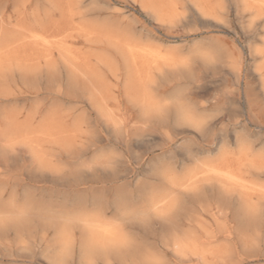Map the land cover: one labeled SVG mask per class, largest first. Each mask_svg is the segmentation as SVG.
<instances>
[{"label": "rangeland", "instance_id": "1", "mask_svg": "<svg viewBox=\"0 0 264 264\" xmlns=\"http://www.w3.org/2000/svg\"><path fill=\"white\" fill-rule=\"evenodd\" d=\"M0 264H264V0H0Z\"/></svg>", "mask_w": 264, "mask_h": 264}, {"label": "bare ground", "instance_id": "2", "mask_svg": "<svg viewBox=\"0 0 264 264\" xmlns=\"http://www.w3.org/2000/svg\"><path fill=\"white\" fill-rule=\"evenodd\" d=\"M193 1V0H192ZM185 2V1H184ZM249 3V2H248ZM185 4V3H184ZM247 7V6H246ZM251 8V7H250ZM76 9V8H75ZM199 10V9H198ZM258 10V9H257ZM254 16V15H253ZM258 18V17H257ZM248 36V35H247ZM245 37V36H244ZM263 40V39H262ZM260 51V50H259ZM258 52V51H257ZM157 69V68H156ZM158 70V69H157ZM234 71V70H233ZM243 105V104H242ZM181 120H187V117L181 114ZM86 124V123H85ZM109 133V132H108ZM138 141V140H137ZM209 160V159H208ZM97 170V169H96ZM93 172V171H92ZM115 175V174H114ZM190 175V174H189ZM85 177V176H84ZM173 178V177H172ZM214 184V183H213ZM212 186V185H211ZM212 189V188H211ZM50 210V209H49ZM149 212V211H148ZM144 214V213H143ZM196 215V214H195ZM144 226V225H143ZM51 227V226H50ZM87 229V228H86ZM42 239V238H41ZM97 242V241H96ZM93 247V246H92ZM95 247V246H94ZM97 247V246H96ZM61 249V248H59ZM67 244L62 245V249L57 253V257L60 259L66 254ZM93 249V248H92ZM54 252V251H53ZM103 252V251H102ZM67 256V255H66ZM48 262V261H47Z\"/></svg>", "mask_w": 264, "mask_h": 264}]
</instances>
